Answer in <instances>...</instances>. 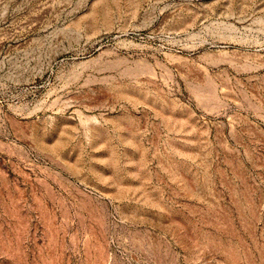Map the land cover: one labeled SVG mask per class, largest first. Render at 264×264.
<instances>
[{
    "label": "rangeland",
    "instance_id": "obj_1",
    "mask_svg": "<svg viewBox=\"0 0 264 264\" xmlns=\"http://www.w3.org/2000/svg\"><path fill=\"white\" fill-rule=\"evenodd\" d=\"M0 264H264V0H0Z\"/></svg>",
    "mask_w": 264,
    "mask_h": 264
}]
</instances>
